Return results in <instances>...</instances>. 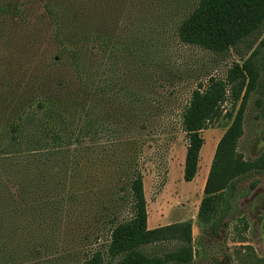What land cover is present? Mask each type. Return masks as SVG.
I'll use <instances>...</instances> for the list:
<instances>
[{
  "label": "trees",
  "instance_id": "1",
  "mask_svg": "<svg viewBox=\"0 0 264 264\" xmlns=\"http://www.w3.org/2000/svg\"><path fill=\"white\" fill-rule=\"evenodd\" d=\"M84 1H69V100L68 95L43 93L36 104L6 101L16 115L8 129L0 132V264H62L64 256L52 253L53 234L61 222L69 225V205L85 199L88 186L78 187L77 180L85 175L83 168L92 163L87 156L89 148L97 152L104 148L98 141L104 125L102 103L106 98L117 103L113 116L120 128H146L154 115L149 104L153 102L150 93H157V79L166 77L173 82L182 75L170 56L168 60L160 56L158 26L141 20L135 26L130 23L132 28L125 26L129 34L123 40L113 32V24L108 25L110 33L100 24H90L91 14L84 11ZM44 11L48 16L56 15L52 3L46 2ZM24 13L20 5L0 2V22L8 14L23 18ZM263 25L264 0H197L175 22L173 33L182 44L223 53ZM122 41L132 60L127 66L129 79L119 72L120 63H125L123 58L120 61ZM61 86L66 89L68 84ZM252 95H256L258 117L264 122V54L260 55L258 47L241 63L234 62L225 79L210 77L205 84L199 82L178 109V127L187 139L185 181H191L197 172L204 143L202 131L220 118L231 121L216 144L196 214L198 224L206 225L213 235L228 213L241 177L264 171V152L246 159L237 150ZM226 100L230 109L223 107ZM86 137H91V144H85ZM116 142L117 146L129 145L130 151L122 158L129 168L134 167L128 183H114L110 191L128 202L130 215L107 218L110 229L105 247L86 252L78 264H192L191 221L148 227L143 177L136 169L138 156L132 150L136 138L122 133ZM88 240L91 243L90 237ZM166 242L175 246L156 252L145 250ZM42 254L46 257L41 259Z\"/></svg>",
  "mask_w": 264,
  "mask_h": 264
},
{
  "label": "rangeland",
  "instance_id": "2",
  "mask_svg": "<svg viewBox=\"0 0 264 264\" xmlns=\"http://www.w3.org/2000/svg\"><path fill=\"white\" fill-rule=\"evenodd\" d=\"M69 1L0 0L10 6L20 5L25 12L23 18L8 14L0 22V132L8 129L16 115L15 108L7 106L8 100L36 104L43 93L45 96L68 95L69 100ZM196 1H84V11L91 14L88 19L90 24H100V28L109 33L112 28L108 25L113 24V32L123 40L129 34L125 26L132 28L138 20L148 26H158L160 56L165 60L170 56V60L182 70V75L173 82L166 77L157 79V93H150L154 103L149 104L154 115L146 128L130 125L120 128L113 116L117 103L107 98L102 103L104 125L98 141L104 148L98 152L89 148L91 152L87 156L92 163L85 164L83 168L85 175L81 179L84 181L77 180L78 187L88 186L85 199L69 205V225L61 222L53 234L52 253L64 256L62 264H78L86 252L105 247L110 229L106 219L113 214L119 218L130 215L128 202L117 199L116 194L110 191L114 183L127 184L133 172L134 166L129 168L122 158L130 151L129 145L117 146L116 140L122 133L135 136L137 141L132 150L138 156L136 169L143 177L149 228L190 220L195 249L192 264H264V171L241 177L221 227L217 234H211L206 225L198 224L196 214L204 195L208 163H211L216 144L231 121L220 118L202 131L204 143L199 152L197 172L191 181H185L183 164L187 139L176 119L179 106L199 82L205 84L210 77L225 79L232 64L241 63L257 47L260 55L264 54V25L223 53L182 44L174 37L173 25ZM46 2L54 5L56 15L51 17L45 13ZM130 23L132 26H128ZM57 30L59 36L56 38ZM123 42L120 61L125 59V63H120L119 72L122 78L129 79L131 71L127 66L132 60L127 56ZM108 57L105 51L103 61L106 65ZM63 83L68 84L66 89H62ZM255 99L256 95H252L248 101L243 134L237 147L246 159L264 152V122L258 117ZM128 104L123 103L127 109L130 108ZM223 107L230 109V101L226 100ZM111 140L114 143H110ZM91 142V137L85 138V144ZM102 154L104 157L100 158ZM117 161L124 164L119 165ZM10 188L13 190V187ZM97 191L102 193L97 194ZM244 223L247 224L246 229ZM174 244L166 242L145 250H168ZM21 250H24V245ZM40 257L44 258L46 254Z\"/></svg>",
  "mask_w": 264,
  "mask_h": 264
},
{
  "label": "crops",
  "instance_id": "3",
  "mask_svg": "<svg viewBox=\"0 0 264 264\" xmlns=\"http://www.w3.org/2000/svg\"><path fill=\"white\" fill-rule=\"evenodd\" d=\"M211 158V157H210ZM210 164V161H209V163H208V165ZM210 166V165H209Z\"/></svg>",
  "mask_w": 264,
  "mask_h": 264
}]
</instances>
